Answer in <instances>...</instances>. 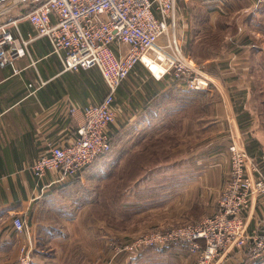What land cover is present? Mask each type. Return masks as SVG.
<instances>
[{"label": "crops", "instance_id": "obj_1", "mask_svg": "<svg viewBox=\"0 0 264 264\" xmlns=\"http://www.w3.org/2000/svg\"><path fill=\"white\" fill-rule=\"evenodd\" d=\"M39 2L41 0H16L10 4L0 1V26L8 27L16 37L20 34L24 38L33 37L29 43L31 56L16 60L17 72L9 65L0 64V264H15L21 254V247L29 244L33 247L32 264H45L44 261L51 264L53 257L61 254H64V258L68 255V261H71L77 245L82 246L83 255V179L87 174L93 175L95 170L88 166L72 177H63L56 171H48L38 177L31 166L51 145L71 143L77 136V128L82 119L81 110L92 103H100L108 92L98 67L64 70L59 56L53 52L49 38L38 35L36 27L27 16ZM239 2L180 0L179 5L187 6L180 25L183 35L191 39L206 16H211V23L218 15H245L249 7ZM200 14L203 15L199 18ZM246 46L251 47L249 42ZM149 66L157 74V70L151 64ZM207 72L212 78L215 77L210 71ZM240 74L241 81L244 79L243 74L249 75L248 72ZM241 81L237 83L240 87L243 86ZM211 95L210 89H188L181 78L172 74L157 79L141 63H137L117 89L114 101L116 118L110 125L111 139L124 129L164 128L172 119H175L176 127L180 128L179 132L176 131L178 135L185 136L183 127L192 126L191 149L181 145V136V143L175 148L177 153L180 148H186V157L182 155V150L179 163L174 168L162 166L149 173L151 176L176 177L169 178V181L160 180L159 183L147 177L138 187L153 189V192L148 191V199H159L165 204L170 200L176 203L188 200V207L193 208L191 221L195 222L218 209V197L230 167L225 142L215 140V105L212 97L210 102ZM202 99H206L202 106L203 116L191 114V119H188L190 122H187V118L184 119V108L188 107L187 111H199V106L193 102ZM72 106L79 107L77 113L70 112ZM237 109L238 115L233 109V117L229 112L231 120L236 116L241 117ZM235 118L239 134H244L247 144L256 143V146L248 144L250 153L262 160L264 156L257 149L264 145V138L257 134L254 140L251 139L248 131H241ZM232 128L235 131L234 121ZM201 130L206 139L211 137V144L208 142L202 148L199 144ZM262 165L264 171V162ZM102 171L99 174L95 171V175H103ZM154 189L157 193L153 196L156 192ZM251 208L247 216L252 234L264 227V208L256 201ZM15 217L25 223L21 232L16 231ZM77 234H81V238L73 242L72 235L76 237ZM99 236L91 248L96 256L100 254L99 251H103L104 245L107 247L115 239L111 234H105L104 238L101 233ZM47 244H53L52 248H48ZM152 248H163L165 252L168 250L177 256H189L195 258V262L197 259L196 254L189 253L181 246H151L145 251ZM249 248L248 244L243 249L227 253L215 264H253V260L248 257ZM128 255L125 254L121 264H130L139 256L131 258ZM263 261L257 264H264Z\"/></svg>", "mask_w": 264, "mask_h": 264}, {"label": "built area", "instance_id": "obj_2", "mask_svg": "<svg viewBox=\"0 0 264 264\" xmlns=\"http://www.w3.org/2000/svg\"><path fill=\"white\" fill-rule=\"evenodd\" d=\"M180 0H44L28 14L38 35L47 36L64 70L98 67L108 92L98 104L82 110L76 138L69 144L51 145L32 164L38 177L56 171L72 177L89 166L111 147L110 125L115 121V95L137 63L155 78L174 75L190 90H208L214 83L194 58L183 49L179 34ZM33 37H16L0 26V64L11 66L16 60L31 56L29 43ZM129 47L123 52L122 47ZM33 63V60L31 59ZM159 65L156 74L150 64ZM79 108L72 106L70 112ZM230 168L218 197V209L202 220L142 234L130 240L115 256L130 249L136 257L151 246H181L196 254L195 264H215L222 256L250 244L249 259L253 264L264 257V227L249 231L248 210L254 201L264 208V171L249 155L245 143L235 134L229 144ZM17 232L25 223L14 218ZM111 240V243H114ZM29 246L21 247L15 264H32Z\"/></svg>", "mask_w": 264, "mask_h": 264}, {"label": "rangeland", "instance_id": "obj_3", "mask_svg": "<svg viewBox=\"0 0 264 264\" xmlns=\"http://www.w3.org/2000/svg\"><path fill=\"white\" fill-rule=\"evenodd\" d=\"M4 1L10 4L16 0ZM239 3L249 7L245 15L240 16L238 13L231 16L218 15L211 23V16H206L204 23L202 22L200 29H196L191 39H186V34L183 35L181 31L183 11L187 6L180 4L179 34L184 39L185 52L198 64L203 65L205 70L215 75L214 83L210 88L213 94L210 96V102L212 97L215 105L213 117L216 122V142L224 141V146L228 147L229 152V144L235 134L245 143L251 155L248 144L256 146V143L247 144L244 134H239L235 120H233L234 127L238 133L234 132L229 112L233 117L234 111L238 115L236 110L239 108L241 117L236 116V119L240 129L248 131L253 140L257 134L264 138V0H240ZM197 5L194 4V6ZM198 12L201 11L198 10ZM202 15L200 14L199 18ZM248 42L251 47L246 46ZM123 46L129 47L126 44ZM126 50L124 49L123 52ZM206 59L210 61L206 62ZM240 72H248L249 75L243 74L244 79L241 81ZM240 81L243 82L242 87L237 84ZM205 100L193 102L199 106V111H187L188 107L184 108V119L187 118V122H190L188 119H191V114L198 113L200 117L203 116L202 106ZM183 128L185 136L178 135L176 131L179 132L180 128L176 127L175 119H172L167 127L124 129L112 139L111 147L89 165V168L98 174L103 170V175H95V171L92 170L93 175L87 174L83 179V255H81L82 246L77 245L73 250L71 261H68V255L64 258V254H61L54 256V259L50 261L51 264H121L130 249H124L122 254L115 256L116 251L124 248L135 237L151 234L160 229L195 223L191 221L193 208L188 207V200L177 203L175 200H170L168 201L170 205L159 199L157 201L152 199L154 200L152 201L147 195L148 191L153 189L138 187L139 183L147 177H152L154 183H159L160 180L169 181V178L176 177L151 176L149 173L162 166L174 168L179 163L182 150V155L186 157L188 154L186 148L192 147L190 136L192 126ZM180 136L183 139L182 143ZM208 142L211 144V137L206 139L201 130L200 148ZM180 143L186 148H180L177 153L175 148ZM261 149L257 150H260L259 154L264 156L263 144ZM251 156L254 158L253 155ZM254 161L258 168L263 170L264 158L262 160L256 158ZM96 167L102 169L98 170ZM156 193L157 191L153 196ZM100 233L102 238L105 234L113 235L115 241L109 242L107 247L104 245L103 251H99L100 254L96 256L91 248L99 240ZM80 235L77 234L76 237L72 235L74 239L71 240L73 242L79 240ZM52 246L53 244H47L48 248ZM29 248L32 251L33 247L30 244ZM145 249L143 248L138 258L130 261V264L196 263L195 258L173 255L168 250L162 251L163 248H152L147 251Z\"/></svg>", "mask_w": 264, "mask_h": 264}, {"label": "bare ground", "instance_id": "obj_4", "mask_svg": "<svg viewBox=\"0 0 264 264\" xmlns=\"http://www.w3.org/2000/svg\"><path fill=\"white\" fill-rule=\"evenodd\" d=\"M37 1V0H36ZM186 1V0H185ZM215 3H217V1L215 2ZM188 4V3H187ZM208 4V3H207ZM211 6V5H210ZM213 7V6H212ZM34 8V7H33ZM32 9V8H31ZM29 11V10H28ZM27 14V13H26ZM181 20V19H180ZM31 22V21H30ZM33 24V23H32ZM182 36V35H181ZM186 37V36H185ZM184 40V39H183ZM124 49V48H123ZM127 49V48H126ZM156 70H157V74H161V70H162V68L159 66V65H157V64H151ZM203 66V65H202ZM99 70V69H98ZM214 80V79H213ZM92 104H94V103H92ZM232 106V105H231ZM230 107V106H229ZM79 108V107H78ZM81 108V107H80ZM235 118V117H234ZM234 118L232 119V120H234ZM236 119V118H235ZM233 129V128H232ZM242 131V130H241ZM235 132V131H234ZM232 135V134H231ZM230 136V135H229ZM237 136V135H236ZM230 139V138H229ZM232 139V138H231ZM226 148H227V150H228V147L226 146ZM252 155V154H251ZM229 158V157H228ZM255 158V157H254ZM256 158H258V157H256ZM255 158V159H256ZM259 163V162H258ZM260 164V163H259ZM261 165V164H260ZM260 168V167H259ZM259 204V203H258ZM256 205V204H255ZM252 209V208H251ZM249 222V221H248ZM257 224V223H256ZM180 226V225H179ZM248 226H251L250 225V223H249V225ZM257 226V225H256ZM175 227V226H174ZM252 227V226H251ZM258 228V227H257ZM255 230V229H254ZM260 230V229H259ZM252 231V230H251ZM256 231V230H255ZM250 245V244H249ZM248 249V248H247ZM250 261V260H249ZM262 261H263V259H262ZM264 262V261H263ZM262 263V262H261Z\"/></svg>", "mask_w": 264, "mask_h": 264}, {"label": "trees", "instance_id": "obj_5", "mask_svg": "<svg viewBox=\"0 0 264 264\" xmlns=\"http://www.w3.org/2000/svg\"><path fill=\"white\" fill-rule=\"evenodd\" d=\"M44 0H41V2H43ZM41 2H39V3H41ZM111 141H112V139H111ZM250 148H248V150H249ZM249 152H250V150H249ZM252 154V153H251ZM254 156V155H253ZM262 228V227H261ZM162 251H163V249H162Z\"/></svg>", "mask_w": 264, "mask_h": 264}, {"label": "water", "instance_id": "obj_6", "mask_svg": "<svg viewBox=\"0 0 264 264\" xmlns=\"http://www.w3.org/2000/svg\"><path fill=\"white\" fill-rule=\"evenodd\" d=\"M1 1V0H0Z\"/></svg>", "mask_w": 264, "mask_h": 264}]
</instances>
